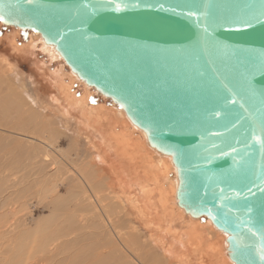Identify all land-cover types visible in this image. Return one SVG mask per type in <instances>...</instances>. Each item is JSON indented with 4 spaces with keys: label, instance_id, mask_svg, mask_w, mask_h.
I'll use <instances>...</instances> for the list:
<instances>
[{
    "label": "water",
    "instance_id": "1",
    "mask_svg": "<svg viewBox=\"0 0 264 264\" xmlns=\"http://www.w3.org/2000/svg\"><path fill=\"white\" fill-rule=\"evenodd\" d=\"M171 155L178 205L264 264V0H0Z\"/></svg>",
    "mask_w": 264,
    "mask_h": 264
},
{
    "label": "rangeland",
    "instance_id": "2",
    "mask_svg": "<svg viewBox=\"0 0 264 264\" xmlns=\"http://www.w3.org/2000/svg\"><path fill=\"white\" fill-rule=\"evenodd\" d=\"M41 47L29 30L0 22V264H135L134 253L109 244L78 178L76 170L87 173L91 161L106 166L107 182L114 180L111 196L121 197L119 217L124 231L137 235L144 264H228L223 236H210L207 218L193 222L175 206L174 173L142 133L125 127L111 99L74 81L62 71L64 61H53ZM101 104L108 116L98 113ZM26 131L47 144L25 141ZM113 149L120 158H111Z\"/></svg>",
    "mask_w": 264,
    "mask_h": 264
},
{
    "label": "bare ground",
    "instance_id": "3",
    "mask_svg": "<svg viewBox=\"0 0 264 264\" xmlns=\"http://www.w3.org/2000/svg\"><path fill=\"white\" fill-rule=\"evenodd\" d=\"M0 22H1V24L3 25V26H7V27H13V28H16V29H18V30H20V31H22L19 27H16V26H14V25H6V24H4V23H2V21L0 20ZM30 31V36H31V39L32 40H34V41H37V42H39L41 45H42V49L44 50V52H46L47 54H49V56L51 57V59L53 60V61H59V60H61V61H63L62 60V57H61V55H60V53L55 49V46L54 45H52V44H49V43H46L44 40H43V38H42V36H41V34L39 33V32H37V31H31V30H29ZM28 32V31H27ZM33 42V41H32ZM63 66H65V63H63L62 64V67H61V69H62V71L65 73V74H68L69 76H71L72 77V79L74 80V81H76L77 83H81V84H83L84 86H85V88H87L88 90H91V89H93V92L95 93V94H99L100 96H102V97H105V96H103V95H101L99 92H97V90L96 89H94L93 87H91V86H89L88 84H86L76 73H74L73 71H71V70H69V71H65L64 70V68H63ZM61 72V71H60ZM63 73V74H64ZM68 76V77H69ZM66 77V76H65ZM91 96V95H90ZM89 96V97H90ZM105 98H107V97H105ZM108 99V98H107ZM110 107V106H109ZM111 107L113 108V109H116V111H114V113L115 114H117V115H119L122 119H123V122H124V124H125V127H131L132 129H133V131L135 130V131H139V132H141L142 133V135L144 136V141H145V145H147V147H149V148H151L152 150H153V152H155V153H157L158 155H159V161H160V163L161 164H165L166 165V167H168V169H171L172 171H173V176L171 175V185H172V194H173V200H174V202H175V206L177 207V209L178 210H180V211H182V213L184 214V215H188V216H190L189 214H186L185 213V211H184V209H182L179 205H178V198H177V187H178V183H179V179H178V175H177V168H176V166L174 165V163H173V160H172V157H171V155H168V154H165V153H162V152H160L159 150H157L155 147H153V146H151L149 143H148V140H147V135H146V133L142 130V129H140L139 127H137V125H135L132 121H131V119L127 116V114H126V112H125V110L122 108V107H120L119 105H117V103L116 102H114V101H112V105H111ZM111 108V109H112ZM94 109V108H93ZM98 110V109H97ZM99 110H100V112H98V113H101L103 116H106V114H107V116H108V112H111L110 110H108V108H107V106H105L104 104H101L100 106H99ZM111 115V114H110ZM117 115H115L116 116V118H117ZM105 118V117H104ZM37 119V118H36ZM106 119V118H105ZM46 121V120H45ZM105 121H107V120H105ZM35 122V121H34ZM33 122V123H34ZM48 123V122H47ZM46 123V124H47ZM36 124H37V122H36ZM39 124V123H38ZM44 124V123H43ZM34 125V124H33ZM48 125V124H47ZM47 125H44V126H47ZM35 126H39V125H35ZM43 127L41 126V129H42ZM45 128V127H44ZM46 129V128H45ZM27 132V131H26ZM26 132H24V133H26ZM46 132V131H45ZM106 132H108V131H106ZM23 133V132H22ZM28 133H30V132H27V134ZM33 133V132H32ZM32 133H30L29 135H24V134H21V132L19 133V134H21L20 135V137H23L24 136V140H25V138H31V140L32 139H36L37 140V142L38 141H41L43 144H47L46 143V141L47 140H42L43 138H41V137H39L37 134H36V137L35 136H33V134ZM38 133H40V132H38ZM41 133H43V132H41ZM109 133H110V131H109ZM18 134V133H17ZM35 134V133H34ZM47 135H48V133H47ZM19 136V135H18ZM105 136V135H104ZM107 137L109 136V135H106ZM23 139V138H22ZM26 141V140H25ZM104 143V142H103ZM111 142H109V144H110ZM30 144V143H29ZM96 144V143H95ZM31 145V144H30ZM29 145V146H30ZM108 145V144H107ZM40 146V145H39ZM48 146H50V143L48 144ZM99 147H97V151H99V149L100 148H102L100 145H98ZM141 146V145H140ZM36 147V146H35ZM43 147V146H42ZM52 147V146H51ZM94 147V146H93ZM29 148V147H28ZM47 149H48V147H46ZM57 148V147H56ZM139 148V147H138ZM144 148V147H143ZM148 148V149H149ZM134 149H135V147H134ZM36 150V149H35ZM144 150V149H143ZM34 151V150H33ZM39 151V150H38ZM140 153V152H139ZM154 153V154H155ZM107 154V153H106ZM67 155H68V153H67ZM65 153L63 154V156H65V157H68ZM114 155V154H113ZM36 156V155H35ZM40 156V155H39ZM41 158V157H40ZM61 159V158H60ZM69 159V158H68ZM66 160V159H65ZM68 161V160H67ZM154 161V160H153ZM156 161V160H155ZM159 163V164H160ZM168 163V164H167ZM34 164V163H33ZM97 164L94 162V161H91L90 162V165H89V169H90V171H88L89 169H87V173L83 170V169H81V168H78L76 171L78 172V178L80 179V182L81 183H85L87 186L85 187L86 188V191H88V194H90L91 193V195H88V197H90V202L92 203V205H93V208L95 209V215H96V217L99 219H97L98 221H100L101 223H102V225L104 226V230L105 231H107V233L109 234V239H110V242H109V244H112L113 243V245L114 246H116V248H122L123 250L122 251H124L125 253H126V255H129V253H134L133 254V257H134V259H132V260H136L134 263L135 264H144L143 263V260L141 259V257L140 256H142L141 254H140V252L139 251H141V250H139L138 249V247H137V245L139 246V243H140V241H138L139 239H137L136 238V236L134 237V234L133 233H129V232H126V231H124V226H123V222H122V219H120V213H122V212H120V208L122 207V200H121V197H117V200L116 201H114V199H116V197H113V196H111V192L113 191L112 189L114 188V185L112 184L113 183V181H112V183H110L111 181H109V182H107L106 181V175H108V172H107V168H105V167H102V165H100V164H98L99 166H96ZM106 165V164H105ZM164 165V166H165ZM70 166H72L71 164H70ZM162 166V165H161ZM160 166V167H161ZM73 167V166H72ZM102 167V168H101ZM165 167V168H166ZM164 168V167H163ZM162 168V169H163ZM164 170V169H163ZM163 172V171H162ZM88 173H91L92 175H93V179H90V177L89 176H87V174ZM113 173V172H112ZM120 174V173H119ZM109 175H112L111 173H109ZM115 176H117L116 174H115ZM108 177V176H107ZM110 177V176H109ZM111 178H113V177H111ZM170 180V179H169ZM168 180V181H169ZM94 182H96L98 185H96ZM115 184V183H114ZM84 185V184H83ZM171 188V187H170ZM170 190V189H169ZM115 191V190H114ZM117 191V190H116ZM162 191H164V190H162ZM86 193V192H85ZM94 197V198H93ZM171 197V196H170ZM95 199V200H94ZM169 199H171V198H169ZM88 201V200H87ZM95 201V202H94ZM108 202V203H107ZM124 202V201H123ZM125 205V204H124ZM94 212V211H93ZM114 214L116 215V216H118L119 218L117 219H115V217H113L114 216ZM93 216V215H92ZM129 216V215H128ZM127 216V217H128ZM90 218V217H89ZM89 218L87 219V221L89 220ZM190 218H191V220L193 221V222H198L201 218L200 217H193V216H190ZM203 218V217H202ZM125 219H126V216H125ZM189 220V219H188ZM123 221H125V220H123ZM84 222H86V220L84 221ZM99 222V223H100ZM126 222V221H125ZM128 224H129V222H128ZM131 224H132V222H131ZM207 224H208V226L210 227V229H211V234H210V236H212V234H213V232H215V233H218V234H220V235H222L223 237V244H224V256H223V258L228 262V264H235L230 258H229V256H228V250H227V246H228V243H227V237H228V234L226 233V232H224V231H222V230H220V229H218L215 225H213V223L207 218ZM207 226V225H206ZM207 226V227H208ZM127 227H128V225H127ZM195 228H197L196 226H194ZM131 230L133 229V228H131V227H129ZM128 228V229H129ZM97 232V231H96ZM106 233V234H107ZM135 233V232H134ZM102 234H103V231H102ZM192 236V235H191ZM194 238V237H193ZM196 238V237H195ZM195 240V239H194ZM208 240V239H207ZM196 242V241H195ZM198 242V241H197ZM180 243V242H179ZM212 243V242H211ZM108 244V245H109ZM141 245V244H140ZM197 245V244H196ZM190 246V245H189ZM171 248V247H170ZM104 249V248H103ZM106 249V248H105ZM192 249H194V248H192ZM196 249V248H195ZM107 250V249H106ZM117 250V249H116ZM170 250V249H169ZM176 250H177V248H176ZM118 251V250H117ZM116 251V252H117ZM179 251V250H178ZM52 252V251H51ZM105 253H107V251H104ZM180 252V251H179ZM178 253V252H177ZM104 254V253H103ZM124 254V253H123ZM170 256H172L173 254L172 253H168ZM175 254V253H174ZM105 255V254H104ZM120 255H122V254H120ZM140 255V256H139ZM203 255V254H202ZM208 255V254H207ZM123 256V255H122ZM185 256V255H184ZM159 257V256H158ZM188 257V256H187ZM40 258V257H39ZM106 258H108V257H106ZM155 258V257H154ZM161 258V257H160ZM192 258V257H191ZM36 259H38V257L36 258ZM130 259V258H129ZM146 259V258H145ZM150 258H148V260H149ZM172 259V258H171ZM40 260V262H41V259H39ZM137 260H138V262H137ZM175 260V259H174ZM42 261H44L43 259H42ZM145 261V260H144ZM169 261V260H168ZM171 261V260H170ZM223 261V260H222ZM31 262V261H30ZM34 262V261H33ZM32 262V263H33ZM39 262V263H40ZM146 262V261H145ZM150 262V261H149ZM156 262V261H155ZM166 262V261H165ZM220 262V261H219ZM36 263V262H35ZM35 263H33V264H35ZM43 262H41V264H42ZM147 263H148V261H147ZM153 263V262H152ZM162 263H164L163 261H162ZM168 263V262H167ZM192 263V262H191ZM224 263V262H223ZM222 263V264H223ZM146 264V263H145ZM157 264V263H156ZM170 264V263H169ZM225 264V263H224Z\"/></svg>",
    "mask_w": 264,
    "mask_h": 264
},
{
    "label": "crops",
    "instance_id": "4",
    "mask_svg": "<svg viewBox=\"0 0 264 264\" xmlns=\"http://www.w3.org/2000/svg\"><path fill=\"white\" fill-rule=\"evenodd\" d=\"M120 133V132H119ZM121 133H123V132H121ZM113 134H116V133H113ZM113 134H111V135H113ZM114 139H111V142L113 143L114 141H113ZM113 147V146H112ZM114 154V155H113ZM114 156L116 157V159L117 158H120V156L121 155H118V153L115 151V149H113V152H112V157L111 158H113L114 159ZM127 162V161H126ZM123 168L125 167V165L124 166H122ZM122 171V170H121Z\"/></svg>",
    "mask_w": 264,
    "mask_h": 264
}]
</instances>
